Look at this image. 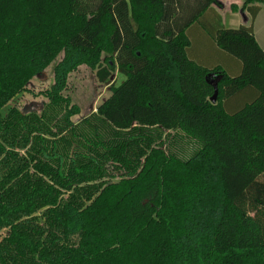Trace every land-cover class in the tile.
I'll list each match as a JSON object with an SVG mask.
<instances>
[{
    "label": "trees",
    "instance_id": "1",
    "mask_svg": "<svg viewBox=\"0 0 264 264\" xmlns=\"http://www.w3.org/2000/svg\"><path fill=\"white\" fill-rule=\"evenodd\" d=\"M217 2L0 0V264H264V0L236 27ZM60 52L40 113H2ZM81 64L125 77L74 122Z\"/></svg>",
    "mask_w": 264,
    "mask_h": 264
},
{
    "label": "rangeland",
    "instance_id": "2",
    "mask_svg": "<svg viewBox=\"0 0 264 264\" xmlns=\"http://www.w3.org/2000/svg\"><path fill=\"white\" fill-rule=\"evenodd\" d=\"M62 54L60 52L41 73L33 75L26 84L25 89L16 95L9 102L10 104L2 107L1 112L5 113L9 106L14 105L25 113L33 111L40 113L47 102L42 91L52 82V68L61 58ZM103 55L105 53H102ZM124 77V74L117 71L116 65L111 72L107 84L100 82L96 76L95 68L86 64H81L76 69L70 71L62 93L68 95L71 101L79 107V112L72 117L73 121H78L95 111L97 105L110 94V85L113 82L117 84ZM238 98L232 108H235L238 103L241 104L243 102L241 97ZM262 176L264 177V172Z\"/></svg>",
    "mask_w": 264,
    "mask_h": 264
},
{
    "label": "crops",
    "instance_id": "3",
    "mask_svg": "<svg viewBox=\"0 0 264 264\" xmlns=\"http://www.w3.org/2000/svg\"><path fill=\"white\" fill-rule=\"evenodd\" d=\"M212 5L215 9L204 13V18H220V22L228 27H236L249 21L250 12L246 9L244 0H218ZM207 26H209L208 23ZM252 27L256 41L264 49V7L256 12L252 20ZM200 28L201 26L196 30L192 28L191 31H195L194 34L196 32L204 34V30ZM205 40L201 49L197 50V54H194L196 57H199L205 64L220 66L230 73H235L239 69L240 63L235 57L221 51L211 38L208 37ZM204 51L208 55L202 54Z\"/></svg>",
    "mask_w": 264,
    "mask_h": 264
},
{
    "label": "water",
    "instance_id": "4",
    "mask_svg": "<svg viewBox=\"0 0 264 264\" xmlns=\"http://www.w3.org/2000/svg\"><path fill=\"white\" fill-rule=\"evenodd\" d=\"M222 74L218 72H209L206 75V80L213 87V93L210 96V100L214 102L216 100L217 92H218V81L221 78Z\"/></svg>",
    "mask_w": 264,
    "mask_h": 264
}]
</instances>
